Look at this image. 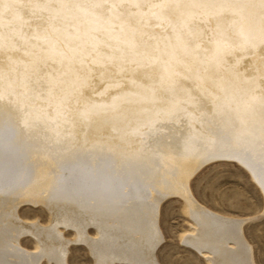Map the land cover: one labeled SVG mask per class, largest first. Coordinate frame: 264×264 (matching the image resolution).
<instances>
[{
    "label": "clouds",
    "instance_id": "9594fccd",
    "mask_svg": "<svg viewBox=\"0 0 264 264\" xmlns=\"http://www.w3.org/2000/svg\"><path fill=\"white\" fill-rule=\"evenodd\" d=\"M0 131L48 183L107 159L154 198L264 165V0H0Z\"/></svg>",
    "mask_w": 264,
    "mask_h": 264
},
{
    "label": "bare ground",
    "instance_id": "6f19581e",
    "mask_svg": "<svg viewBox=\"0 0 264 264\" xmlns=\"http://www.w3.org/2000/svg\"><path fill=\"white\" fill-rule=\"evenodd\" d=\"M30 154L26 146L0 131V264H67L74 242L86 247L94 264H162L157 256L164 241L160 208L174 195H145V187L137 184L134 176H113L110 167L104 165L95 173L73 165L78 173L66 187L60 185V178L55 184L44 183L38 188L23 186L20 181L28 176L23 167L29 164ZM218 158L242 165L264 196V165L240 154L212 157ZM182 198L196 222V232L183 239L190 249L206 253L210 264H257L244 225L261 215L243 218L215 213L199 204L190 190ZM24 204L46 208L50 222L26 221L19 213ZM65 204L77 205L72 214L81 208L92 214L91 219H78L77 213L65 219ZM89 227L96 236H90ZM69 229L74 231V238L64 235ZM26 236L35 240L34 249L22 244Z\"/></svg>",
    "mask_w": 264,
    "mask_h": 264
},
{
    "label": "rangeland",
    "instance_id": "374dc122",
    "mask_svg": "<svg viewBox=\"0 0 264 264\" xmlns=\"http://www.w3.org/2000/svg\"><path fill=\"white\" fill-rule=\"evenodd\" d=\"M28 150L29 148L26 147ZM30 150V149H29ZM29 157V158H28ZM36 159V160H35ZM33 159V155H27L29 164L23 167L27 179H23L22 185L28 187H39L44 183L49 184L44 179V170L47 162L39 158ZM225 163L214 164L206 162L197 172L190 186V192L194 199L209 210L228 216L253 218L244 225V234L250 243L254 258L257 264H264V196L259 186L253 181L249 172L238 162L232 159H220ZM32 161V162H30ZM102 166L110 167V161L102 160ZM31 165V166H30ZM78 173V168L73 165H66L61 170L60 185L66 187L71 184L74 174ZM133 176L132 173L125 174ZM40 176V177H39ZM119 176V175H118ZM121 176V175H120ZM124 176V175H122ZM133 179H130L132 181ZM125 180H121L123 184ZM138 186V185H136ZM57 187H60L57 185ZM13 188V187H12ZM40 190V189H39ZM40 192V191H38ZM13 193V192H12ZM11 193V194H12ZM179 196L167 197L161 204L159 224L164 235V241L157 249V256L162 264H210L206 253H199L192 247H188L183 239L196 231V222L190 215L188 203ZM79 198H77L78 200ZM65 202H63L64 204ZM66 205V204H65ZM77 205H66L63 217L66 219L74 213L75 217L85 221L92 214H88L81 208L75 211ZM19 213L26 221H38L43 225L50 222L49 211L41 205L32 206L24 204L19 208ZM91 219V218H90ZM90 236H96V231L89 227ZM64 235L74 238L73 230H67ZM31 239L30 241L27 239ZM34 239L26 236L22 238V244L29 249H34L36 244ZM67 264H94L90 253L86 247L80 243H71Z\"/></svg>",
    "mask_w": 264,
    "mask_h": 264
}]
</instances>
